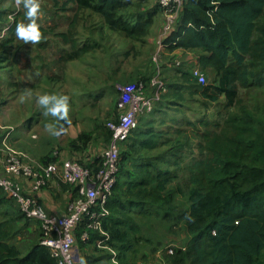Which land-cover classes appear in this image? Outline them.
<instances>
[{"label":"trees","instance_id":"trees-1","mask_svg":"<svg viewBox=\"0 0 264 264\" xmlns=\"http://www.w3.org/2000/svg\"><path fill=\"white\" fill-rule=\"evenodd\" d=\"M69 1L97 13L111 30L139 40L150 36L162 13L159 4L158 10L143 9L145 0ZM164 43L170 52L200 51L198 64L215 72L216 86L200 85L188 66L177 68L202 87L205 98L217 101L224 96L233 106L240 88H264V0H183L175 29ZM106 129L102 134L110 142L112 132ZM132 135L121 147L118 181L107 205L110 215L103 222L120 261L139 248L162 249L150 248L155 240L146 239L144 231L155 234V227L138 222L146 217L162 220L168 233L176 234L180 228L189 236L184 247L164 250L166 264H264V118L243 111L221 133L204 134L202 158L190 168L188 189L173 190L175 175L169 170H148L147 164L136 163L135 170L124 169L130 148L153 149L155 143L150 128L141 133L143 139ZM91 138L92 133H83L72 145L85 147ZM84 163L98 169L102 160ZM178 197L186 198L182 208L175 202ZM5 201L2 196L0 203ZM86 229L82 225L76 231L81 248L88 244L97 248L98 233L89 230L90 241L81 240ZM39 234V243L23 254L0 225V264H58L40 244V227Z\"/></svg>","mask_w":264,"mask_h":264},{"label":"rangeland","instance_id":"rangeland-1","mask_svg":"<svg viewBox=\"0 0 264 264\" xmlns=\"http://www.w3.org/2000/svg\"><path fill=\"white\" fill-rule=\"evenodd\" d=\"M158 2L145 0L141 2L142 8L158 10ZM41 7L43 15L38 22L42 23L43 36L38 43H25L15 36L17 22L27 23L22 4L18 8L16 0H0V24L13 22L9 38L0 44V124L5 126L4 123H10L12 126L6 127H13L15 135L22 130L18 126V119H37L43 112L36 104V97L46 92L69 95V111L72 109L74 112V108L79 111L84 107L86 113H78L77 116L96 117L98 130L107 131V124L118 119L123 112L119 105L122 88L140 81L147 83L149 88L151 79L160 72L167 92L155 104L151 114L138 119L137 130L132 135V139H143L145 136L141 133L150 128L155 135L154 147L143 149L136 145L130 148L129 159L123 167L135 170L132 164L136 163L147 164L150 166L148 170H169L175 175L171 185L174 190L188 189L190 186V168L202 158L204 134L221 133L227 122L243 111L264 118L263 87L240 88L239 98L233 106H229L224 96L217 101L202 96V87L193 84L175 65L177 61L189 68L199 65L197 58L200 51L183 54L166 49L159 52L157 38L160 34L154 36L151 33L142 40L128 38L111 30L97 13L80 10L69 0H41ZM165 21L166 17L159 13L156 27L161 28ZM203 72L207 84L216 86L218 79L215 72L212 69ZM148 93L153 94L154 89L149 88ZM72 116L76 115L69 112L70 120ZM43 117L49 123H53L50 120L57 122L50 115ZM0 133L3 131L0 130ZM125 148L124 145L123 154ZM0 196L6 198L5 202L0 203V225L9 234L10 243L26 254L34 244L39 243V224L25 218L16 201L6 195L1 187ZM175 202L182 208L186 198L178 197ZM140 221L143 225L156 223L161 229V233L155 234L159 238L149 245L150 248L169 246L165 240L160 241L163 243L157 242L166 235L177 239L171 244L173 248L185 246L184 242H178V236L184 233L182 229L176 228V234H169L162 220L141 217ZM77 246L80 254L82 248L78 240ZM97 250L109 255L106 250ZM261 260H264V255ZM148 262L145 259L144 263ZM87 264L102 262L94 260Z\"/></svg>","mask_w":264,"mask_h":264},{"label":"built area","instance_id":"built-area-1","mask_svg":"<svg viewBox=\"0 0 264 264\" xmlns=\"http://www.w3.org/2000/svg\"><path fill=\"white\" fill-rule=\"evenodd\" d=\"M183 0H159L160 10L166 21L157 38V50H166L164 40L175 29ZM13 21V20H11ZM13 22L0 24V44L6 41L13 29ZM157 62V58H154ZM177 67L182 62L175 63ZM160 72L149 83L154 93L149 95L147 83L127 84L122 88L120 105L123 112L119 118L107 124L112 140L101 155L102 165L89 168L77 159H66L59 163L60 151L54 150L45 164L34 166L30 156L10 144L13 127L0 124V187L6 195L16 201L25 218L39 224L42 232L40 244L47 248L58 264H80L76 231L86 225L81 236L84 243L91 239L90 231L99 234L95 242L98 249L109 252L111 264H121L119 253L111 245V236L104 230L103 222L110 215L107 207L118 181L121 147L137 128L140 117L154 111L155 104L167 92ZM190 76L200 85L207 84V77L199 65L190 67ZM57 159V160H56ZM52 181L69 186L74 196L62 215L48 213L35 195L24 193L22 182H30L31 190L37 194Z\"/></svg>","mask_w":264,"mask_h":264},{"label":"crops","instance_id":"crops-1","mask_svg":"<svg viewBox=\"0 0 264 264\" xmlns=\"http://www.w3.org/2000/svg\"><path fill=\"white\" fill-rule=\"evenodd\" d=\"M161 29L162 26L161 28H158L155 25L151 33L154 34V36H158ZM176 52L188 54L192 51L178 50ZM73 111L74 112H72L71 109L69 112L76 116H72L70 123L66 121L56 122L55 120H50L56 124V127L59 130H61V134L59 136H53L48 131H46L44 125L49 123V120L43 117V112L40 113V116L37 119H18V126L22 128V130L17 135H15V130L13 131L10 144L15 149L26 152L32 159V163L35 167L38 166V164H45L47 158L49 159L51 157L54 150L60 151V164H62L66 159H77L83 162H88L93 159L100 158L103 152L108 148L109 142L105 139V135L102 134L100 130H98L97 118H92L90 115L89 117L87 115L83 118H79L77 116L78 113H86L87 111L84 107L80 108L79 111L78 109L74 108ZM4 124L5 126H12L10 123ZM23 129L26 130L23 131ZM83 133H92L91 140L86 144L85 147L82 145L73 146L72 142L77 140ZM22 185L24 193L37 196L45 210L50 214H64L68 207L69 201L73 196L71 187L68 188L67 186H64L56 181H52L46 188L42 189L37 194L32 192L30 182H22ZM138 222H141L140 219H138ZM153 225L155 227V234L158 232L161 233V229L158 228L157 224L153 223ZM155 234H149L144 231V236L146 239L157 240L159 235ZM178 238V242H185L189 240V236L186 233L178 236ZM162 240L169 242L170 245L159 249L157 252H151L146 248H139L138 252L134 250L127 253L125 257L121 256V261L125 264H165L164 250L173 247L174 245L171 244H173L177 239L172 238L170 235H166L164 239H160V241ZM91 255L94 256V258H92V262L97 260V262H102V264H111L109 255L103 251L97 250L92 244H88L80 249V254L78 255L79 263H81V258L83 256H85L83 258L86 260V258ZM152 258H155V260ZM145 259H148L149 262L144 263Z\"/></svg>","mask_w":264,"mask_h":264},{"label":"clouds","instance_id":"clouds-1","mask_svg":"<svg viewBox=\"0 0 264 264\" xmlns=\"http://www.w3.org/2000/svg\"><path fill=\"white\" fill-rule=\"evenodd\" d=\"M21 4L25 10L24 16L27 19V23L17 22L15 36L25 43H38L43 36L42 23L38 22L43 15L41 0H16L18 8ZM28 95L31 96V93L29 92ZM36 104L43 109L45 116L50 115L56 118L57 121L71 122L69 119L71 107L69 95L55 92L37 94ZM44 127L53 136L61 134V130L56 127L55 123H46ZM81 264H87V261L83 257L81 258Z\"/></svg>","mask_w":264,"mask_h":264}]
</instances>
